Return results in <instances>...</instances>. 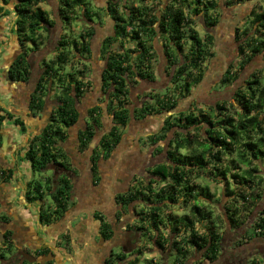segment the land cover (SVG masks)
I'll use <instances>...</instances> for the list:
<instances>
[{"label": "trees", "instance_id": "16d2710c", "mask_svg": "<svg viewBox=\"0 0 264 264\" xmlns=\"http://www.w3.org/2000/svg\"><path fill=\"white\" fill-rule=\"evenodd\" d=\"M58 1L57 6L52 0H0L2 4H11L17 15L14 31L18 38L19 51L7 68V77L10 81L25 82L30 79L35 63L26 50L32 49L31 52L40 50L39 44L42 43L40 31L47 33L54 26L55 21L50 19L46 10L39 7L40 3H50L61 23H63L62 19L69 23L80 19L83 22L96 24L92 22V18L96 16L99 22V11L104 10L106 15L108 13L113 29L112 34H106L101 41L99 52L104 67L99 72L100 78L98 76L95 81L83 73L77 78L74 72L67 75L62 72V65L73 61L70 56L73 50V59L77 54L84 60L90 57L91 39L95 29L89 23V27L83 31L84 35L80 34L77 37L81 38L80 41L75 37L67 40L63 35L59 36L54 50L56 56L53 58L57 60L58 68L53 66V62L48 63L43 59L35 88L30 95L29 111L33 115L44 111L43 96L54 84L63 87V94L57 97L59 104L48 114V120L44 122L40 133L30 139L25 149L24 159L29 162L31 170L33 172L42 170L49 163L64 166L65 163L58 160H66L65 153L56 145L63 142L66 129L75 125L78 120L79 113L75 102L81 94L103 92L108 98L107 103L104 100L106 111L112 115L114 122V127L102 138L101 143L106 149L103 154L105 158L119 143L121 138L119 128L126 126L133 111L134 116L137 113L136 115L141 117L154 113H169L162 122L159 132L148 138L151 143L166 138L169 149L166 150L164 161L153 167L151 171L153 178L148 180L147 186L132 188L130 192L135 193V199L142 195L152 208H159L162 201H175L176 195L180 196L179 200L186 202L194 192V185H191L189 180L190 176L196 171H204L210 165L213 168V171L209 172L211 178L223 183L224 194L230 197L223 208L226 210V219L233 224V228L239 227L242 223L236 219L235 209H238L236 203L239 201L242 205L248 203L250 197L251 201L254 197L261 200L264 194L263 77L255 73L248 74L243 85L234 92L233 97L239 104L235 114L230 113L226 107L227 103L230 107H233V104L224 100L209 105V112L201 109L193 111L189 108L187 112L175 110L179 100L190 94L191 86L202 80L201 66L212 54L213 36L207 32L204 38H201L193 27L195 19L199 17L197 19L205 29L213 28L218 23L216 11L221 6V0H106L103 3L105 9L94 0V4L100 8L95 12L87 7L84 0ZM225 2L227 6H231L251 0ZM150 3L155 4V9L149 6ZM119 6L122 9L120 12ZM257 9V5L246 7L244 26L242 29L235 27L232 38L229 39L236 48L233 54L234 56L237 54L236 60L240 69H244L255 56H261L264 61V11ZM186 38L191 39L187 48L184 46ZM156 39L162 41L168 62L165 72L170 76V83L175 92L161 95L145 94L144 97L148 99L143 101V106L131 111L132 108L128 104L132 95L131 87L134 88L140 82L149 83L150 86L155 85L153 61L158 55L154 47ZM28 44H32L33 47ZM41 52L38 51L39 54ZM233 66V63L229 64L221 75L220 83L223 85L236 80L237 74L232 71ZM64 78L68 81L67 85H64ZM94 84L99 85V91L93 90ZM175 93L181 97L176 98ZM148 100H153V104L147 103ZM173 110L175 113L171 114ZM99 112L100 106L96 104L88 108L86 116L90 117V122H86L84 130L79 129L77 132L79 138H82L81 147L87 146L94 136L95 128L100 127ZM5 119H13V123L20 127V131H25L22 119L13 118L12 114L0 111L1 129ZM180 150L184 152L181 153ZM234 155L237 160L230 159L229 163L224 162L226 157L232 158ZM230 162L234 164L230 166ZM10 175L9 173L7 179ZM154 182L162 183L163 186L154 190L152 187ZM60 183L67 185L65 178ZM232 184L235 186L233 187ZM260 184L263 185L260 193L253 194L248 191ZM145 191L147 194L144 193ZM39 195L41 197V194ZM154 196L157 197V202L152 201ZM51 197L56 205V210H53L52 214L59 215L65 209L66 191L63 187H59L51 192ZM192 206L191 213L199 215L198 220L201 222L207 220V215L211 211H206L204 208L203 211L197 204ZM259 215L255 228L259 232L257 234H264V207ZM184 220H187V225L190 226L187 229L189 231L187 242L195 246L197 251L203 250L204 257L213 262L223 249L222 238L219 240L217 231L213 229L218 222L212 219V227L208 229L205 225L203 233L199 234L194 230L193 223L187 216H182L179 222L184 224ZM175 228L180 231V226ZM260 240L264 242V237ZM241 243L238 241L236 244L241 245ZM260 247L259 250L262 251L263 246ZM179 248L177 246V249ZM262 263L264 264V260ZM247 264L258 263L251 260Z\"/></svg>", "mask_w": 264, "mask_h": 264}, {"label": "flooded vegetation", "instance_id": "af4514ba", "mask_svg": "<svg viewBox=\"0 0 264 264\" xmlns=\"http://www.w3.org/2000/svg\"><path fill=\"white\" fill-rule=\"evenodd\" d=\"M103 7L106 8V6ZM90 25L95 29V24ZM98 76L100 78V73ZM97 96L103 102L104 100L108 101L103 92ZM52 104V102L45 104L44 111L47 112V115L56 108L59 102L57 105ZM96 105L99 106V103ZM45 114L43 117L39 115L40 124L45 122L43 121V118H46ZM113 127L112 118L109 128L104 127L101 131L95 128L93 138L88 142L86 148L84 147L88 151L91 142H98V145L95 146L97 153L93 152L89 156L92 162L89 169L93 176L86 181L74 178L69 157L63 147L58 144L56 147L60 148L66 156V160H58L59 162L63 161L64 166L49 163L42 170L35 172L31 170L32 173L40 172L41 175L37 180L32 176L30 179L23 177L22 184H18L19 180L13 178L12 170L3 168V171H0V179L2 177L0 192L3 191L0 193V238H3L0 240V248L10 251L8 257L4 256V253L0 255V264H139V259L144 252L150 253L152 264H168L170 255H175V260L171 264H195L197 257L200 264L202 262L212 263L204 257L203 250L197 251L195 246L187 242L189 232L187 229L190 226L187 225V220H184V224H181L179 220L182 216H187L192 221L194 230H197L199 234H201L199 230L202 222L193 218L194 214L166 211L162 202L159 208H152L142 196L135 199V193L130 191L139 179L133 180L131 177L127 183L115 185L111 182L108 188L110 189L112 186V191L107 201L111 207H105L104 199L98 198L99 195L96 191L101 187H106L108 183H104L103 178L96 174L98 168L96 165L98 160L105 158L103 154L106 149L101 143L102 138ZM81 140L82 138L77 135L78 144L81 143ZM166 145L168 146L167 141ZM165 156L166 151L163 157L161 156V161L155 159L146 163L144 171L151 174L153 167L162 163ZM48 171L51 172L49 177L46 175ZM9 173L11 174L10 178L6 179ZM138 174L144 180L141 188H145L148 179L153 176L147 179L145 172ZM63 178L66 179L67 185L60 183ZM10 182L11 186H9ZM4 183L5 185H2ZM15 186H18L15 190L22 192L24 200L28 201H26L27 204L37 205L34 206L35 209L23 206L24 209L27 208L30 215H33L32 210L33 213L36 212L38 220L33 221L31 232L24 233L21 237L18 236L20 233L18 221L14 217L11 207L7 205L11 198L9 189ZM59 187H63L66 191L65 209L56 215L52 214V211L56 210L54 201L52 200V206H50L46 204L45 200L46 195L50 194L51 196V191H55ZM89 196L92 202L84 203V200ZM62 218L66 220L65 224L55 229L57 233L53 242L47 244L39 242L40 232L44 233L42 227H50L52 223ZM175 226H180L179 232ZM52 245L55 246V250ZM177 246L180 248L177 249Z\"/></svg>", "mask_w": 264, "mask_h": 264}, {"label": "rangeland", "instance_id": "374dc122", "mask_svg": "<svg viewBox=\"0 0 264 264\" xmlns=\"http://www.w3.org/2000/svg\"><path fill=\"white\" fill-rule=\"evenodd\" d=\"M84 1L87 3V7L92 12L93 11L95 12L96 10L100 9L96 6V4H94V0H84ZM105 1L106 0H95V2H97L98 5L102 6V8L104 6L103 3ZM190 1H192V0H190ZM221 1H220L221 6H220L219 10L216 11V17H217L218 23L215 24V27L218 25L220 27L209 28V30L205 29L203 24L200 22V20H198L199 17H196L195 23L193 24L194 29L197 31L198 35L201 38H204V36L207 32H209V33L213 32V34H215V37L217 39L215 41L213 40V44L211 45V52H212L211 55L212 56L211 55L208 56L206 58L205 62L201 66L202 72H203V78H202L201 82H199L197 84H193L190 88V91H189L190 94H188L185 98H181V100H179L178 106L175 109V110H178V112L179 111H186L187 112L188 108L190 110L192 109L193 111H196L197 109H201L205 112H209V105H213V102H215V101L221 102L224 100V101H227V102H230L233 104V107H230V106H228V103H227L226 107H228L230 113L235 114L236 110L238 109L239 104L234 99L233 94L239 87H241V85H243V81L245 79H247L248 74L255 73L258 76H262L263 82H264V61L261 59V56L253 57L252 60L247 64V66L244 69H240L239 63L236 60L237 54L235 56L233 54V53H235V49H236L234 44H232V42H230V40H229V43L227 42V40H225L227 46H225L226 48H223L222 41L220 42V40L218 39V37L220 36V34H218L219 29L224 30L225 27L228 28V27H230L231 24H233L232 26L234 27V29H235V27H239L240 29H242V27L244 26V23H245L244 22L245 17L247 15V11H246L247 6L249 7V5H257L258 6L257 10L264 11V1L263 0H253L252 3L246 2V3L241 4V5H231V6H227V4H225L226 0H221ZM231 1L234 2L235 0H231ZM52 2H53V4L54 3L58 4L59 1L58 0H52ZM132 4L135 5L134 2H132ZM149 6L152 7V9H155V7H156L155 4H153V3H150ZM39 7L41 9L46 10L50 19L55 21L54 26L52 28H50L47 33L43 30L40 31V34L42 35L41 36L42 43L39 44L40 51H42L41 54H43L45 56L44 59L46 62H48V63L53 62L54 63L53 66L58 68V62H57V60H53V58L56 56L54 50H55V46L57 44V40H58L59 36L63 35L64 38H66L67 40H71L73 37H75L77 40L80 41L81 38H77V37H79L80 34L84 35L83 31H84V29H87L89 27L88 25L90 24V22H88L89 23L88 24L87 22H83L80 19L79 20L76 19V20H73L69 23L65 19H62L63 23H61L58 16H57V13L55 14L53 12L54 7L50 3L42 2L39 4ZM118 9H119V12L122 10L120 6L118 7ZM99 12H100V21L99 22H98L96 16H94L92 18V22L96 23L95 24L96 31H94L95 34L92 37L93 39H91L92 54L89 57L90 60L81 59V57H79L78 54H77V57L75 59H73V54H74V50H73V54L70 55L72 57L71 60H73V61L67 63L66 65H62L63 66L62 72L64 75H67L68 73L74 72V74L76 75L77 78L79 77V75H81V73H83V75H85V76H88L92 81H95L98 78L99 72H100V70L104 64L103 58L101 57V55L98 52V46L100 47V42L106 34H110V33L112 34V29H113L112 28L113 26L111 24V20H110L109 16L105 15L104 10H101ZM185 12H187V9L185 10ZM75 13L77 14L78 12H75ZM228 18H230V19L228 20ZM220 23L223 26H221ZM13 29H14V24H13ZM212 29H213V31H212ZM229 33H228V35H229ZM222 34H224V32ZM231 38H232V36H230L229 39H231ZM161 43H162V41L159 39L154 40V47L157 51L158 50L160 51ZM190 43H191V39L186 38L184 46H186V48H187L188 46H190ZM28 45L32 46V44H28ZM31 51H32V49L26 50V52H28V53H30ZM97 52H98V54H97ZM223 53H224V55H223ZM36 55H40V54H34V56H36ZM221 60L225 61V63H224V65H226L225 68L226 67L228 68L229 64H232V63L234 64L232 71L234 73H236L237 76H236V80L231 82L230 84L223 85L222 83H220L221 75L224 73L225 69H220L217 71V70L213 69L215 64L210 65V61H215L216 63H219L220 66H222ZM154 61L155 62H153V66H154L153 69H154V73L156 76L155 80H157L158 83H155V85H154L155 86L153 89L154 92L152 90L148 91L146 93V95H149V93H152V92H153V94L156 93V94H160V95L164 94V93L173 94L175 92V90H174L172 83H170V78H169L170 76H167L166 73L164 75V73H162L163 71H161L162 63L160 61H162V59L159 60L157 58ZM79 70L82 72H80ZM161 74H163L165 77V78L163 77L164 79L162 82L160 81ZM66 78H67V76H66ZM165 80H167V81H165ZM64 83H65L64 85H67V83H68L67 79H65V78H64ZM52 89L54 90V93H53L54 96L52 95L53 98L58 97L61 94H63V92H62L63 87H58V85L54 84L52 86ZM174 95L176 96V98L181 97L180 95H178L176 93ZM84 97H85V93L81 94L78 97V99L84 98ZM147 99L148 98H144V100H147ZM148 102L153 104V100H148L147 103ZM0 111L8 112V111H5L1 107H0ZM44 112L46 113L45 115H47V112L46 111H44ZM172 113H175V111L173 110V112H171V114ZM99 114H100V112H99ZM168 114L169 113H167V112H162L160 114L154 113V114L146 116L148 119L151 118V120L152 119L156 120L155 122L148 121L150 123V126L153 127V130L157 129V131L154 134L159 132L158 127H159L160 123L162 122V119L165 118ZM262 115H264V113ZM88 119H90V117ZM13 125H15V124L12 122L11 127L14 128ZM25 130H26V128H25ZM125 131H126L125 126L119 128V132L121 134ZM24 132L20 131V133H24ZM148 138L149 137L142 136L140 139V140H142L140 142V146H141L142 151L145 152L146 150L151 149L150 146L153 147V149H156V150H153L155 155H157L156 159H159L161 161V156L163 157L164 152L169 149V147L166 145V141H167L166 138L158 140V141L154 140L156 143H151V141H149ZM29 141H30V138L28 139L27 145H28ZM151 144H153V145H151ZM25 149H26V147L22 148V150L19 151V153H18V156L21 157L20 159L22 160L20 166L23 169L25 168V171L30 173V176L32 174V178L37 180L41 174H40V172H36V173L31 172L29 162L24 159ZM180 151H181V153L184 152V150H180ZM230 159L237 160V157L235 155L232 156V158L226 157L224 162L229 163ZM233 164L234 163L230 162V166ZM2 169L3 168H0V171ZM22 171H24V170H22ZM210 171H213V168H212V166L209 165L206 167V169L204 171L203 170L202 171H196L194 175L192 174L190 176L189 180H190L191 185H194V192H193V196L191 198H189L188 201L184 202L182 200H179L180 196L176 195V197L174 196L175 201H173V202L172 201H167V202L164 201L163 202L161 200L162 205L165 204V206H163V207L165 208L166 211L175 212L178 214H187V215L193 214V213H191V209L193 207L192 205H194V204H197L202 209L204 208L206 211H211L210 214L207 215V220H202L201 227H200L201 229L199 231L201 233H203V229H204L205 225H207L208 229H210L212 227L211 220L215 219L218 223H217L216 228L214 227L213 229L215 231H217L218 236H219V240L222 238V247L225 250L223 251V249H222V251H220V253L218 254L217 258L212 263H208V264H247L251 260L257 261L258 264H263L262 262L264 260V242H261L260 239L264 237V234L263 233L257 234L259 232L255 228V223L257 222V219L260 216L259 212H261V210L264 207V194H262L261 200H257L254 197V200L251 201V197H250V199H249L250 201L248 203H244L243 205H242L241 201L236 203V207H238V209H235L236 219L238 221H241L242 224H240V226L237 228H233L232 227L233 224L230 223L226 219V210L223 209L230 197H228L224 194L225 188L223 186V183L216 182L213 178H211L210 173H209ZM46 175H48V177H49L51 175V172L48 171L46 173ZM145 175H146L147 179L152 176L150 174V172H148V171H147V174H145ZM1 179H2V177H1ZM1 179H0V181H1ZM6 179H7V177H6ZM135 179L136 180L139 179V180H138V182L134 183V187H136V186L141 187V185L144 184V180H142L140 178V176H136ZM2 182H4V181H2ZM11 184L12 183L10 182L9 186H11ZM2 185H5V183ZM0 186H1V184H0ZM162 186H163L162 183H155L154 182L152 187H154V190H156ZM234 186L235 185H233V187ZM262 186H263L262 184H260L258 186L255 185V187L253 189H249L248 191L252 192L253 194L260 193L261 192L260 189L262 188ZM4 187H6V186H4ZM139 187H137V188L139 189ZM15 188L17 189L18 186H15L14 188L10 187V189H9L11 191L10 197H16L19 199H20V197L22 198L23 197L22 192H18L17 190H15ZM51 192H53V191H51ZM0 193H3V191ZM144 193L147 194L146 191ZM141 196L142 195H140V197ZM4 197H6V196L4 195ZM194 197H197V199H195ZM46 199H47V202H52V197L50 196V194L46 195ZM152 201L157 202V197H155V196L152 197ZM13 205H16L14 207H17L18 204L14 203ZM204 209H203V211H204ZM192 217L195 218L196 220H198V218L200 216L194 214ZM249 237H252V239L251 238L249 239ZM1 239H3V238H0V240ZM238 241H239V243L242 242L241 245L236 244ZM235 245H237V246L239 245V246L237 247ZM259 245L263 246L262 251L259 250V248H261ZM3 253H4V256L6 255V257H8V253H10V251H8V249L5 250V249L0 248V255H3ZM157 259H158V257H157ZM198 259L199 258L197 257V261L195 264H200L198 262ZM174 260H175V255H170V257L168 259V264L173 263ZM146 263L152 264L151 259H150V253H148V252H144L139 259V264H146ZM202 264H206V262H204V263L202 262Z\"/></svg>", "mask_w": 264, "mask_h": 264}, {"label": "crops", "instance_id": "0c3cea01", "mask_svg": "<svg viewBox=\"0 0 264 264\" xmlns=\"http://www.w3.org/2000/svg\"><path fill=\"white\" fill-rule=\"evenodd\" d=\"M16 17L17 15L14 12L11 4H2L0 2V107L3 108L5 111H8V113L12 114L13 118L22 119L24 121V125L26 128L24 133H20L19 126L13 125L14 128L11 127L13 119L4 120L2 125L3 128L2 129L0 128V134L2 132L1 140H0L1 141L0 168L10 169V171L12 170L13 178L19 180L18 184L19 183L21 184L23 177L30 179L32 174L30 176V173L26 172L25 168L23 169L20 166L22 160L20 159L21 157L18 156V153L19 151L22 150V148L26 147L29 138L31 139L34 135L40 133L44 125V122L42 124L38 122L40 121L39 115L41 111L33 115L28 109L29 107L28 104L30 101V95L33 89L35 88L37 82L36 79L39 76L40 69L42 66V61L45 56L43 54L34 56V54H39L38 51L40 52V50L36 52H30L31 54L30 59L32 60V62L35 63V65L31 70L32 71L31 77L27 81L25 82L10 81L8 79L7 68L9 67L11 61L19 51L18 38L13 29V24L15 22ZM229 19L230 18H228V20ZM232 25L233 24H231L230 27L228 28L225 27L224 30L219 29L218 31V34H220L218 39L220 40V42L222 41L223 48H226L225 46H227L225 40H227V42L229 43V38L230 36H232V33L234 31V27ZM221 26L223 25L221 24ZM217 27L220 26L218 25L215 28ZM223 32L224 34H222ZM210 34L213 36V40L215 41L217 39L215 37V34H213V32H210ZM100 46H101V42H100ZM99 50L100 47L98 46V52ZM157 52H158L157 58L159 60L162 59V61H160L162 63L161 71H163L162 73H164L165 75L166 73L165 68L168 62L165 56L164 47H162V43H161L160 51L158 50ZM91 54H92V48H91ZM88 60H90V58H88ZM221 63L222 66H220L219 63H216L215 61H210V65L215 64L213 69L217 71L220 69H226L225 68L226 65H224L225 61H222ZM164 75L161 74L160 76L161 82L165 78ZM155 83H158V81L155 80ZM154 87L155 86H150V84L146 82H140V84L136 85L134 88L131 87L132 95H130V100L128 103L131 106L130 108H132L131 111L139 109L143 106L145 94L148 91L151 90L153 91ZM99 89H100L99 85L94 84L93 90L99 91ZM53 93L54 90L50 88L47 94L44 95L43 98L45 100V104H48L49 102L50 103L52 102L55 105L58 104V102L56 101L57 97L54 98L52 97ZM97 95L98 92L97 93L93 92L91 94L90 92H87L85 93L84 98L77 99L75 105L79 113L78 120L75 125L66 129L65 139L63 140L62 143L58 144L59 146L63 147L65 153H67V156L69 157L71 163L72 175L74 176L75 179L77 180L79 179L80 181H86L91 176H93L91 170L89 169L90 165H92L89 156L93 152L94 154L97 153L95 151L96 150L95 146L98 145V142H91L90 148H88L89 150L86 151L87 150L85 149L86 147L81 148L80 144H78L77 142L78 130L79 129L84 130L86 122L87 123L90 122V119H88V117L86 116L87 109L92 104L99 103L100 114L98 115V123L100 127L98 128V130L100 131L103 130L104 127L109 128L110 123L112 121V115L106 111V107H107L106 104L102 100H100ZM133 114L134 111L130 114L129 121L125 126L126 131L121 134L119 143L116 145V147L113 149V151L107 158H101L100 160H98L97 162L98 164L96 165L98 166L96 174H99L103 178L102 181L104 183H108L106 187L104 188L101 187L100 189L97 190V194L99 195L98 198L104 199L105 207H111V204L107 202L108 196L112 191V186L110 187V189L108 188V185L111 182L112 184L114 183V185L119 183L124 184L127 183V181L131 179V177L134 180L136 176H140L138 174L139 172L142 173L145 172L147 174V171H144L145 169L144 167L147 165L146 163H148L151 160H155L157 158V155H155V153L153 152V150L156 149H153V147L150 146L151 149L146 150L144 152L142 151L140 146V142L142 141L140 139L142 136L149 137L150 135L154 134L157 131V129L153 130V127L150 126V123L148 122V121L155 122L156 120L154 119L151 120V118L148 119L146 116L145 117L138 116L136 115L137 113H135V116ZM161 123L158 129H160L162 125ZM97 150H99V147H97ZM45 202L47 205L52 206L51 202H47V199L45 200ZM91 202L92 200L90 196L84 200V203H91ZM14 203L18 204L17 207H14L16 206L13 205ZM7 205L8 207H11L12 211L14 212L13 215L18 221V230L20 232L18 236L21 237L22 234L27 232L30 233L31 227L34 225L33 221L37 219V215L36 212L33 213L34 212L33 210H32L33 215H30L28 213L29 211L27 210V208L35 209L37 205L36 206L34 205L35 206L34 207L32 203L27 204V202L24 200L23 197L22 198L20 197V199L16 197H11ZM24 205L27 206L26 209H24L23 207ZM64 218H62L59 221H56L55 223H52V226L50 227L43 226L42 230L44 233H42V231L40 232L41 238L39 242L42 241L43 244H47L50 242L52 243L57 233L55 232V229L65 224L66 220ZM52 248L54 250L56 249L54 245H52Z\"/></svg>", "mask_w": 264, "mask_h": 264}, {"label": "water", "instance_id": "95a60500", "mask_svg": "<svg viewBox=\"0 0 264 264\" xmlns=\"http://www.w3.org/2000/svg\"><path fill=\"white\" fill-rule=\"evenodd\" d=\"M252 1H253V0H251V2H250V3H252ZM44 114H45V112H44V111H42V112L40 113V115H41L42 117L44 116ZM48 117H49V116H48V115H46V118H45V119L43 118V121H47V120H48Z\"/></svg>", "mask_w": 264, "mask_h": 264}]
</instances>
